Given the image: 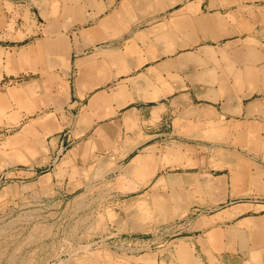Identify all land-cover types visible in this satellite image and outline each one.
<instances>
[{"label": "crops", "instance_id": "1", "mask_svg": "<svg viewBox=\"0 0 264 264\" xmlns=\"http://www.w3.org/2000/svg\"><path fill=\"white\" fill-rule=\"evenodd\" d=\"M23 75L0 89V198L101 162L153 216L132 264H264V0H0V84Z\"/></svg>", "mask_w": 264, "mask_h": 264}, {"label": "rangeland", "instance_id": "2", "mask_svg": "<svg viewBox=\"0 0 264 264\" xmlns=\"http://www.w3.org/2000/svg\"><path fill=\"white\" fill-rule=\"evenodd\" d=\"M13 14L9 19L20 21L22 15L18 11ZM92 49L78 53L89 54ZM78 53L73 52L72 58ZM32 78L34 75H23L4 81L0 89ZM177 142L197 147L203 144L195 139ZM100 163L87 186L83 182L74 190L64 179L57 188L28 199L16 198L7 203L0 198V264H82L100 260L110 261L105 264H132L133 257L152 247L149 237L153 216L144 198L138 194L121 196L116 169ZM169 170L184 169L174 166ZM172 225L179 226L176 222ZM171 226L161 227L165 231L160 229L158 236L164 240L168 235H178Z\"/></svg>", "mask_w": 264, "mask_h": 264}, {"label": "bare ground", "instance_id": "3", "mask_svg": "<svg viewBox=\"0 0 264 264\" xmlns=\"http://www.w3.org/2000/svg\"><path fill=\"white\" fill-rule=\"evenodd\" d=\"M13 95H15V94H13ZM17 95V94H16ZM263 121V120H262ZM259 123V122H258ZM261 123V122H260ZM263 123V122H262ZM65 125V124H64ZM254 125V124H253ZM258 126V125H257ZM62 127V126H61ZM252 127V126H251ZM254 127V126H253ZM259 127V126H258ZM257 127V128H258ZM254 128H256V127H254ZM257 135V134H256ZM257 139V138H256ZM209 141V140H208ZM260 141V140H259ZM256 150V149H255ZM232 166V165H231ZM179 202V201H178Z\"/></svg>", "mask_w": 264, "mask_h": 264}]
</instances>
